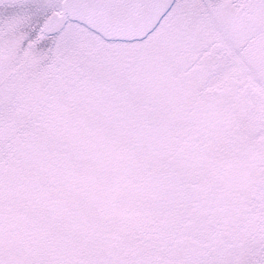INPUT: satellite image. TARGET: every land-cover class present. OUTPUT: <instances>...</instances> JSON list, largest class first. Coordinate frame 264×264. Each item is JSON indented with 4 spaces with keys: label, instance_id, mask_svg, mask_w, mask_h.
I'll list each match as a JSON object with an SVG mask.
<instances>
[{
    "label": "snow or ice",
    "instance_id": "6c2138e0",
    "mask_svg": "<svg viewBox=\"0 0 264 264\" xmlns=\"http://www.w3.org/2000/svg\"><path fill=\"white\" fill-rule=\"evenodd\" d=\"M0 264H264V0H0Z\"/></svg>",
    "mask_w": 264,
    "mask_h": 264
},
{
    "label": "rangeland",
    "instance_id": "374dc122",
    "mask_svg": "<svg viewBox=\"0 0 264 264\" xmlns=\"http://www.w3.org/2000/svg\"><path fill=\"white\" fill-rule=\"evenodd\" d=\"M215 2L217 4L219 3H222L223 0H215ZM31 54L28 53V52H25L24 53V57L27 58V57H30ZM28 63V64H27ZM23 74H24V79L27 81V80H31V79H35L38 77L40 71H41V68H40V65L38 62L36 61H32V62H27L25 63V67L23 68Z\"/></svg>",
    "mask_w": 264,
    "mask_h": 264
},
{
    "label": "trees",
    "instance_id": "16d2710c",
    "mask_svg": "<svg viewBox=\"0 0 264 264\" xmlns=\"http://www.w3.org/2000/svg\"><path fill=\"white\" fill-rule=\"evenodd\" d=\"M28 64V63H27Z\"/></svg>",
    "mask_w": 264,
    "mask_h": 264
}]
</instances>
